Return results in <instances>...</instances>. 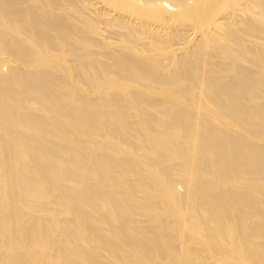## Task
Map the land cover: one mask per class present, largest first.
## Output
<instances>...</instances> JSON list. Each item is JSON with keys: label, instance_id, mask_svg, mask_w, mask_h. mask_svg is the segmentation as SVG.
<instances>
[{"label": "bare ground", "instance_id": "obj_1", "mask_svg": "<svg viewBox=\"0 0 264 264\" xmlns=\"http://www.w3.org/2000/svg\"><path fill=\"white\" fill-rule=\"evenodd\" d=\"M0 264H264V0H0Z\"/></svg>", "mask_w": 264, "mask_h": 264}, {"label": "rangeland", "instance_id": "obj_2", "mask_svg": "<svg viewBox=\"0 0 264 264\" xmlns=\"http://www.w3.org/2000/svg\"><path fill=\"white\" fill-rule=\"evenodd\" d=\"M170 6H172V5H170Z\"/></svg>", "mask_w": 264, "mask_h": 264}]
</instances>
